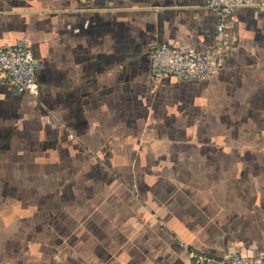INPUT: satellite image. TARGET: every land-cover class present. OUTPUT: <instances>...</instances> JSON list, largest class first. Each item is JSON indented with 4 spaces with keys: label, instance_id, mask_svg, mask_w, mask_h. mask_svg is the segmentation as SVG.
I'll use <instances>...</instances> for the list:
<instances>
[{
    "label": "crops",
    "instance_id": "1",
    "mask_svg": "<svg viewBox=\"0 0 264 264\" xmlns=\"http://www.w3.org/2000/svg\"><path fill=\"white\" fill-rule=\"evenodd\" d=\"M204 0H0L36 96L0 84V264H194L264 251V0L206 80L149 50L218 44Z\"/></svg>",
    "mask_w": 264,
    "mask_h": 264
},
{
    "label": "built area",
    "instance_id": "2",
    "mask_svg": "<svg viewBox=\"0 0 264 264\" xmlns=\"http://www.w3.org/2000/svg\"><path fill=\"white\" fill-rule=\"evenodd\" d=\"M253 0H204L220 20L216 24L218 44L196 52L191 47H180L166 42L155 43L149 50L152 76L158 80L164 75H175L186 80H206L223 64L226 51L234 42L230 38L224 20L237 7L251 5ZM30 43L24 39L4 42L0 45V84L19 93L36 96L38 92L37 70ZM194 264H264V251L254 257L228 253L216 257L203 252L192 253Z\"/></svg>",
    "mask_w": 264,
    "mask_h": 264
},
{
    "label": "water",
    "instance_id": "3",
    "mask_svg": "<svg viewBox=\"0 0 264 264\" xmlns=\"http://www.w3.org/2000/svg\"><path fill=\"white\" fill-rule=\"evenodd\" d=\"M36 64H38L36 61H34Z\"/></svg>",
    "mask_w": 264,
    "mask_h": 264
}]
</instances>
